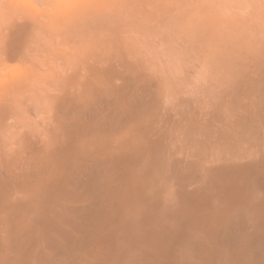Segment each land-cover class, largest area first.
I'll return each mask as SVG.
<instances>
[{
	"label": "bare ground",
	"instance_id": "1",
	"mask_svg": "<svg viewBox=\"0 0 264 264\" xmlns=\"http://www.w3.org/2000/svg\"><path fill=\"white\" fill-rule=\"evenodd\" d=\"M115 1L88 53L4 76L0 264H264V0ZM40 20L4 60L90 37Z\"/></svg>",
	"mask_w": 264,
	"mask_h": 264
},
{
	"label": "rangeland",
	"instance_id": "2",
	"mask_svg": "<svg viewBox=\"0 0 264 264\" xmlns=\"http://www.w3.org/2000/svg\"><path fill=\"white\" fill-rule=\"evenodd\" d=\"M108 1V0H107ZM107 1H105V0H0V29H2V32L0 31V38L2 37V35L4 34V29H5V26L4 25H9L8 23L10 22V19H12V21H11V23L13 22V21H15V20H18V18L19 17H21L22 15L23 16H25V17H28V18H32V19H35V18H38L39 20H40V18H41V22L42 23H45V25L47 26V28H50L51 30H58V31H60V30H62L60 27H62V26H65L66 24H67V26L66 27H68L69 26V23H71V30L70 31H73V32H76V30H78V32H81V34L82 33H84V31L82 32L81 30H83V29H81V27L82 28H84V30H85V33L86 32H88V30H89V27H91L90 29V32H94L93 33V38L91 37L92 35V33H90L89 32V34H90V37L89 38H87L89 35H88V33L87 34H85L86 36L85 37H83V39L81 40V35L80 34H78V32L77 33H74L73 35H79L80 37H79V39H78V37H76L75 36V38H74V36H71V39H69V40H67V41H71L72 42V44L70 43L69 44V42H67V44H66V48L65 49H62V46H61V42L58 40V38H56V37H54V38H49L50 37V35L49 34H47V33H49L48 31V29L47 28H45V29H47L46 30V33H42L43 34V36L41 37V39H40V41H39V44H38V42H36V47L34 46L33 47V49L31 50V52L29 53V55H28V57H27V60H25V62H20V61H17V59H12L13 61H11V59H3V57L1 56V48H0V79L1 78H3V80H4V76L5 77H7V79H10V78H14L15 76H18V74L21 72V71H24L25 69H26V71L27 70H29V71H31V72H37V73H45V69L47 68L48 69V67H49V69L50 68H52V70H54V72L55 73H57V71H59V67H58V65L57 64H55V63H57L58 62V60L56 61V59H55V57H53L52 56V58L50 57L51 56V54H49L50 53V50H51V52H58V51H65V50H69L71 53H73V54H75V52L77 51V52H79L80 54H82L83 52H82V50H87V52H85L84 51V53H88V51H90L91 50V48H92V46H93V44H98L97 42H98V40L99 39H101V38H99V36H98V39H97V36H96V34L97 35H100L101 34V28H103L104 26L105 27H111L112 28V26H110L111 24H112V22H111V20H109V16H108V13L106 14V12L104 13V14H106L105 16L106 17H103L102 16V13L101 12H104V10L106 11V9L108 8H110V11H113L112 9H111V7L114 5V2H112V0H109L108 2ZM111 1V2H110ZM114 1V0H113ZM122 0H117V1H115V2H121ZM131 1V0H130ZM139 1H141V0H139ZM143 1V0H142ZM145 1H147V0H144L143 2L144 3H146ZM155 0H153V2H154ZM224 1H226V0H224ZM224 1H222V2H224ZM128 2H129V0H128ZM142 2V3H143ZM150 2L152 3V1L150 0ZM229 2V0L228 1H226V2H224L225 4H231V3H228ZM230 2H231V0H230ZM232 2H234L233 0H232ZM235 2H237L236 0H235ZM105 4H106V6H105ZM109 4V5H108ZM118 4H120V3H118ZM121 4H122V2H121ZM119 5L120 7L122 6V5ZM108 5V6H107ZM220 5H222V7L224 6L223 4H220ZM234 5H236V3L234 4ZM229 6V5H228ZM227 5L224 7V8H221L222 10H221V12L223 13L224 11H226V12H224V13H226L227 15H228V13L230 14V12H228L227 10H225V8L226 9H228V8H230V6L228 7ZM233 6V5H232ZM220 7V6H219ZM104 10H103V9ZM232 8H234V7H232ZM7 9V10H6ZM220 9V8H219ZM238 8H236V6H235V9H230V11L231 12H233L234 10H237ZM21 10V11H20ZM102 10V11H101ZM9 11H11L12 12V14H11V12H9ZM109 11V12H110ZM114 11H116V9L114 10ZM112 12V13H115V14H117V12H118V14H117V17H118V19L119 20H121V18H120V15L119 14H121L120 12V10L118 11H116V12ZM8 12V13H7ZM108 12V11H107ZM228 12V13H227ZM240 12H242L241 10H240ZM239 12V9H238V11H236V12H234V16H235V14L237 13L238 15L240 14L241 15V13ZM18 13V14H17ZM223 13V14H224ZM6 14V15H5ZM10 16H9V15ZM41 14V15H40ZM103 14V15H104ZM115 14H113V16H111L112 14H110V17H113L114 18V16L116 17V15ZM236 14V15H237ZM20 15V16H19ZM38 17H37V16ZM96 15H97V17H96ZM230 15H232V13L230 14ZM242 15H243V12H242ZM5 16V17H4ZM40 16V17H39ZM44 16V17H43ZM12 17V18H11ZM88 20V19H90V20H88L87 22L88 23H84V21L83 20H85V18ZM2 18H3V20H2ZM8 18H10V19H8ZM84 18V19H83ZM104 18H105V20H104ZM106 18H108V20L106 19ZM113 18H112V20H113ZM111 19V18H110ZM115 19V18H114ZM43 20H44V22H43ZM76 20V21H75ZM77 20H78V22H80V23H78L79 24V26H78V24L76 25L75 23V25L74 26H78V27H80V28H76V27H74V30H72V27H73V22L72 21H75V22H77ZM83 22V24H81V21ZM101 20H102V22H101ZM119 20H117V19H115L114 20V22H115V25H116V23L118 24V23H120V21ZM89 21H90V23H89ZM107 21V22H106ZM119 21V22H118ZM6 22V24H4ZM101 22V23H100ZM114 22H113V25H114ZM3 23V24H2ZM91 23H94V24H91ZM109 23V24H108ZM2 24V25H1ZM81 24V25H80ZM85 24H87V25H85ZM104 24V25H103ZM92 25V26H91ZM107 25V26H106ZM114 25V26H115ZM86 26H89V27H86ZM2 27H4V28H2ZM69 29H70V26L68 27ZM80 29V30H79ZM87 29V30H86ZM68 30V29H67ZM95 30V31H94ZM64 34V36L66 37V29H64V31H62ZM2 33V34H1ZM46 34V35H45ZM68 34H71V33H69V31H68ZM47 36H48V38H47ZM82 36H84V34L82 35ZM95 36H96V38H95ZM45 37H46V39H48V40H46L45 39ZM73 37V38H72ZM56 38V40H54ZM49 39H51L50 41H49ZM76 39V40H75ZM54 41V42H51V41ZM74 40V41H73ZM83 40H87V41H84L83 42ZM0 41H2V40H0ZM47 41H48V43H47ZM58 41H59V44H58ZM76 41H77V44H76ZM90 41H94V42H96V43H91L90 45H88L87 44V42L88 43H90ZM99 41H101V40H99ZM42 42V43H41ZM57 44H56V43ZM86 42V43H85ZM1 43V42H0ZM40 43H41V46H43L42 47V49L44 48V49H46L45 50V52H44V49H43V51L41 50V47H39L40 49H38V47L37 46H40ZM43 43H44V45H43ZM47 43V44H46ZM82 43H84V44H82ZM52 44V45H51ZM56 44V45H55ZM82 45V46H77V45ZM46 45V46H45ZM50 45V46H49ZM88 46H91L90 48H88ZM0 47H1V44H0ZM51 47V48H50ZM95 47H97V46H94V48ZM37 48L38 50H35V49ZM47 48H48V50H47ZM49 48H50V50H49ZM55 48H58V49H56L55 50ZM75 48V49H74ZM54 49V50H53ZM93 50V49H92ZM40 51V52H39ZM81 51V52H80ZM36 53V55L35 54H33V53ZM79 53H77V54H79ZM32 54H33V57H32ZM79 54V55H80ZM40 57H39V56ZM47 55H48V57H47ZM30 57V58H29ZM37 57V58H36ZM75 58H76V56H74ZM2 58V59H1ZM85 59H87V57L85 58ZM29 61V62H28ZM42 61V62H41ZM56 61V62H55ZM7 62V63H6ZM9 62V63H8ZM4 65H3V64ZM22 63V64H21ZM29 63V64H33L32 66L31 65H27V64ZM34 63H36V64H34ZM23 64H25V65H23ZM38 64H40V65H38ZM45 64H48V65H45ZM7 65V66H6ZM21 65V66H20ZM36 65V66H35ZM44 65V69L43 70H39V68L40 69H42L43 67L42 66ZM22 66H23V68H22ZM42 67V68H41ZM14 69V70H13ZM47 69H46V72H48V71H51V70H48L47 71ZM13 73V75L12 76H6L7 74H9V73ZM52 72V71H51ZM51 72H50V74H51ZM54 72H52V74L54 75ZM49 73V72H48ZM10 75V74H9ZM3 76V77H2ZM9 77V78H8ZM6 78H5V80H4V82L2 81V80H0L1 82H0V86L1 87H3V83H4V85H7L8 83H7V80ZM42 86V87H41ZM45 88H44V87ZM47 86V87H46ZM51 85L50 84H47L46 85V83H42V85L40 84V88H41V90H42V93L43 94H45L46 92H45V89H46V91H47V93L45 94V95H50V94H53L54 92H55V90L53 91V89L50 87ZM1 89V88H0ZM44 89V90H43ZM52 89V90H51ZM0 91H2V89L0 90ZM53 93H52V92ZM3 92V91H2ZM1 92V93H2ZM45 92V93H44ZM0 93V95H2ZM4 93V92H3Z\"/></svg>",
	"mask_w": 264,
	"mask_h": 264
}]
</instances>
